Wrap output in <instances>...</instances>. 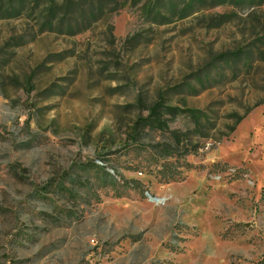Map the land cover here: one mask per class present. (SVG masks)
<instances>
[{"label": "rangeland", "instance_id": "rangeland-1", "mask_svg": "<svg viewBox=\"0 0 264 264\" xmlns=\"http://www.w3.org/2000/svg\"><path fill=\"white\" fill-rule=\"evenodd\" d=\"M237 2L0 0V264H264V103L230 132L264 3Z\"/></svg>", "mask_w": 264, "mask_h": 264}, {"label": "trees", "instance_id": "trees-1", "mask_svg": "<svg viewBox=\"0 0 264 264\" xmlns=\"http://www.w3.org/2000/svg\"><path fill=\"white\" fill-rule=\"evenodd\" d=\"M34 1H37V0H34ZM196 1L197 0H180V2H181V5H185L186 6V8H191V7H193V5L196 3ZM236 1H238V2H242V1H244V0H236ZM249 2H257V4H262V3H264V0H248ZM237 2V3H238ZM22 4H23V1H21V3H20V6H19V9L20 10H25V8H24V5L22 6ZM170 6H171V10H174V5H173V3L170 1ZM186 8H182L181 10H180V12H179V14L180 15H182V14H185L186 12H187V9ZM1 11V10H0ZM12 12L13 13H11L12 15H14V16H16V15H18L19 14V10H17V11H13L12 10ZM15 12V13H14ZM173 12V11H172ZM48 18H52V13H48L47 14V16H46V19H45V24H49L50 26L52 25V23H53V21H51V20H53V19H51V20H48ZM58 28H60V25H59V27ZM253 51H251V52H249L251 55V57H258V56H260L261 55V57H258L257 59L258 60H260V61H262V62H264V54H262V53H255V52H253ZM243 53V52H242ZM242 53H234L233 54V56L235 57V60H237L240 64L242 63V66H246V65H243V63L246 61V60H248V58H245V56H243V57H241L242 55ZM244 54H246V53H244ZM258 54H260V55H258ZM244 61V62H243ZM251 61H254V60H251ZM217 74H218V72H217ZM220 74V73H219ZM223 76V75H222ZM252 80V79H251ZM262 103H264V97H262V98H260L259 100H257L256 102H253V104L252 105H246L245 107H244V109H243V112H238V111H235V112H233V114H232V116H233V125H231L230 126V132H232L234 129H235V126L242 120V119H245V117L247 116V114H249L250 112H251V110L253 109V108H255V107H257V106H259L260 104H262Z\"/></svg>", "mask_w": 264, "mask_h": 264}, {"label": "water", "instance_id": "water-1", "mask_svg": "<svg viewBox=\"0 0 264 264\" xmlns=\"http://www.w3.org/2000/svg\"><path fill=\"white\" fill-rule=\"evenodd\" d=\"M151 198V200H153V201H157V199L156 198H152V197H150Z\"/></svg>", "mask_w": 264, "mask_h": 264}]
</instances>
